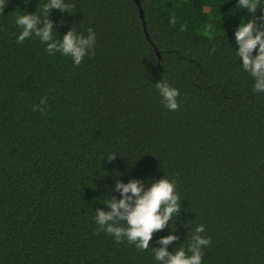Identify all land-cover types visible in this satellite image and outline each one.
<instances>
[{
  "label": "trees",
  "instance_id": "trees-1",
  "mask_svg": "<svg viewBox=\"0 0 264 264\" xmlns=\"http://www.w3.org/2000/svg\"><path fill=\"white\" fill-rule=\"evenodd\" d=\"M45 2L6 0L0 12V264H159L151 247L95 235L94 218L121 198L117 180L165 176L182 210L153 247L170 234V252L186 247L203 224V264H264V93L235 43L252 14L238 0H65L75 13L52 10L54 37L97 35L74 66L34 35L16 42V16ZM163 80L180 91L178 111L162 103ZM45 96L47 112H34Z\"/></svg>",
  "mask_w": 264,
  "mask_h": 264
},
{
  "label": "clouds",
  "instance_id": "clouds-1",
  "mask_svg": "<svg viewBox=\"0 0 264 264\" xmlns=\"http://www.w3.org/2000/svg\"><path fill=\"white\" fill-rule=\"evenodd\" d=\"M6 0H0V12H4ZM239 9H247L253 18L243 21L235 30V43L238 46L236 55L242 60V69L249 73L254 80L253 92L264 93V15L256 16L258 9L264 7L262 0H238ZM75 4L65 0H47L38 7L35 13H25L16 16L15 23L22 31L17 37V43L21 44L33 35L46 45L49 55L59 52L65 57H71L74 66H79L84 58L90 53L94 55L97 35L90 27L87 35L78 33L73 26L62 39L54 37V22L50 19L53 9L61 13L74 14ZM171 23H176L175 17ZM183 30V29H182ZM214 25H206L204 34L213 32ZM15 35V34H14ZM211 40L212 37L209 36ZM216 45L210 49V54H215ZM255 53V54H254ZM162 99V103L169 111H178L180 104L178 97L179 89L170 85L166 80L155 84ZM47 96L41 98L40 103L34 105V112L46 113ZM109 162L116 159L115 153L106 156ZM177 178L179 173L176 174ZM115 191L120 193L121 198L108 197L104 204L109 211L96 209L95 223L99 226L95 235L101 231L113 236L115 242L120 244L127 240L130 245H135L138 251H147L150 247L154 259L159 264H203L205 255L203 249L211 245L212 238L201 235L205 232V225H198L192 231L187 246L181 245L174 252L168 250V246L180 238L175 234L161 237L157 243L160 247H153L150 243L156 232L165 229L173 218L179 217L182 210L181 197L177 191V179H169L167 176L149 184L141 180L132 179L128 183L117 180ZM176 229L172 232L175 233Z\"/></svg>",
  "mask_w": 264,
  "mask_h": 264
}]
</instances>
